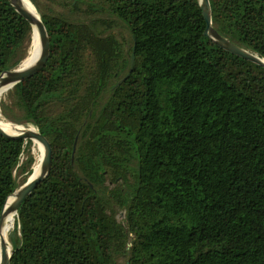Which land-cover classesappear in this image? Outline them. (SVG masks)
I'll use <instances>...</instances> for the list:
<instances>
[{
    "label": "trees",
    "instance_id": "obj_1",
    "mask_svg": "<svg viewBox=\"0 0 264 264\" xmlns=\"http://www.w3.org/2000/svg\"><path fill=\"white\" fill-rule=\"evenodd\" d=\"M30 2L50 58L0 115L47 137L53 166L17 210L10 264H264V68L205 36L199 0ZM210 4L213 28L264 58V0ZM30 44L0 0V76ZM31 145L0 135V213Z\"/></svg>",
    "mask_w": 264,
    "mask_h": 264
},
{
    "label": "water",
    "instance_id": "obj_2",
    "mask_svg": "<svg viewBox=\"0 0 264 264\" xmlns=\"http://www.w3.org/2000/svg\"><path fill=\"white\" fill-rule=\"evenodd\" d=\"M10 5L13 9L22 16L31 26V44L36 38H39L42 42V45L45 49V54L43 57L38 61L35 62L33 65L21 69L18 67L15 70L6 71L0 76V91L1 93L9 92L10 90L14 89L18 84L25 82L26 80L32 78L36 74H38L41 70H43L50 58L51 54V46H50V38L47 32V29L44 23L41 20L38 21L29 11H27L21 0H8ZM199 6L202 11L203 18L206 23L205 28V36L212 40L217 46L222 48L223 50L241 57L245 60H248L254 64H257L264 68V62L262 58L259 57L257 54H254L248 50H245L229 39L220 35L212 26V10L210 0H199ZM40 16V15H39ZM134 51L131 57V66L130 71L128 74L119 80L116 84V87L121 85L132 73L133 64H134ZM0 135L12 139V140H22L25 143L31 142L34 143L35 141L38 143H42L46 146L48 152V158L46 162L41 166L40 173L36 176H33V173L28 178V180L19 187L13 194H11L7 200L11 198L12 206L11 210L17 213V210L21 203L46 179L49 177L52 166H53V148L51 146L50 141L47 137L41 134L38 130L26 129V132L20 135H10L4 130L0 129ZM7 202L5 203L1 213H0V239L2 237V219L7 211ZM12 249L10 251L9 256L6 259H3L1 264H10Z\"/></svg>",
    "mask_w": 264,
    "mask_h": 264
},
{
    "label": "bare ground",
    "instance_id": "obj_3",
    "mask_svg": "<svg viewBox=\"0 0 264 264\" xmlns=\"http://www.w3.org/2000/svg\"><path fill=\"white\" fill-rule=\"evenodd\" d=\"M24 8L29 11L38 21L40 20V16L33 6V4L30 2V0H21ZM45 54V49L42 45V42L39 38H36L33 41V44H30L29 52L26 57V59L21 63L19 66L20 70L25 69L31 65H33L35 62H38L43 55ZM262 61L264 62V58H262ZM1 93L0 91V101L3 98V96L6 94ZM1 114V113H0ZM26 122V121H25ZM32 129L35 130L32 127H25L21 125L14 126L8 122H6L3 117L0 115V129L4 130L7 133L13 134V135H20L26 132V129ZM11 131V132H9ZM35 146L37 147L38 155L36 156V161L33 165V176H36L40 173L41 166L46 162L48 158V152L47 148L44 144L34 142ZM33 144V145H34ZM11 198L7 202V211L5 212L3 219H2V237L0 239V264L3 259H6L11 251V245L8 242V234L12 231L14 225H15V212L11 210L12 202ZM11 234V233H10ZM14 241V239H13Z\"/></svg>",
    "mask_w": 264,
    "mask_h": 264
},
{
    "label": "rangeland",
    "instance_id": "obj_4",
    "mask_svg": "<svg viewBox=\"0 0 264 264\" xmlns=\"http://www.w3.org/2000/svg\"><path fill=\"white\" fill-rule=\"evenodd\" d=\"M38 2L40 3V5L42 6V8L46 12H48L50 9L53 11V13H63V14H65V13H67L69 11V9H65L62 6H60V4L58 3L59 0H38ZM114 34H116L119 39H123L125 41H128L129 38H130V35H129L128 31L127 30H124L122 28H116V29H114ZM8 123H10V122H8ZM10 124H12V123H10ZM12 125H14V124H12ZM14 126H17V125H14ZM35 130H37V129H35ZM33 144L34 143H32V145H31V151H32L34 157L36 158V156L39 153L37 151V147L35 146V144L34 145ZM25 157H26V155H24L22 157V161L25 160ZM17 183L19 185L22 184V178L20 176L17 177ZM16 216L17 215L15 214V218H16ZM117 219L119 221H123V219H124V211H118V213H117ZM13 229H14V227H13ZM13 229H12V231H13ZM8 242H9V240H8Z\"/></svg>",
    "mask_w": 264,
    "mask_h": 264
},
{
    "label": "built area",
    "instance_id": "obj_5",
    "mask_svg": "<svg viewBox=\"0 0 264 264\" xmlns=\"http://www.w3.org/2000/svg\"><path fill=\"white\" fill-rule=\"evenodd\" d=\"M23 157V156H22ZM22 157H21V160H22Z\"/></svg>",
    "mask_w": 264,
    "mask_h": 264
}]
</instances>
